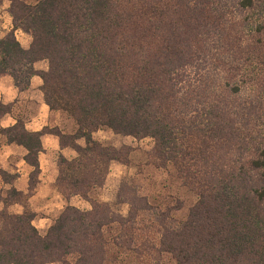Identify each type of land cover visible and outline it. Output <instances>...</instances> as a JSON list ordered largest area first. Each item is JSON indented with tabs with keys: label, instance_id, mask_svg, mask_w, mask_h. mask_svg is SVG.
<instances>
[{
	"label": "trees",
	"instance_id": "obj_1",
	"mask_svg": "<svg viewBox=\"0 0 264 264\" xmlns=\"http://www.w3.org/2000/svg\"><path fill=\"white\" fill-rule=\"evenodd\" d=\"M8 2L0 75L19 91L38 76L43 102L75 127L30 132L18 118L0 134L25 148L29 192L42 134L77 155L57 156L54 186L67 204L44 233L34 212L7 211L24 195L0 168V185L10 184L0 188V264H116L125 254L135 264H264V0ZM17 29L30 36L26 48ZM40 60L45 70L34 67ZM11 107L0 102V117ZM104 129L152 139L148 159L162 171L171 165L196 196L184 219L150 203L142 183L119 184L125 216L89 196L111 161L130 163V146L93 138ZM74 195L90 209L70 205ZM109 229L116 235L106 239Z\"/></svg>",
	"mask_w": 264,
	"mask_h": 264
},
{
	"label": "crops",
	"instance_id": "obj_2",
	"mask_svg": "<svg viewBox=\"0 0 264 264\" xmlns=\"http://www.w3.org/2000/svg\"><path fill=\"white\" fill-rule=\"evenodd\" d=\"M8 3V1L5 3L4 0L0 2V19L2 20L0 37L12 28L11 18L6 11ZM14 35L22 47L28 46L30 42L28 34L17 29L14 31ZM34 67L38 69L37 62L34 63ZM40 85L41 79L34 75L30 78L28 88L19 91L14 86L10 75H0V102L12 104L11 112L0 117V127L12 125L18 118L23 120L25 129L30 132L39 131L44 126H56L53 112L43 102ZM30 108H33L32 111ZM40 141L43 150L37 156L39 173L31 192L28 190V180L32 167L23 159L26 153L25 148L15 142H6L5 136L1 134L0 168L8 174L15 175L11 184L16 191L24 195L22 197L24 202L19 203L14 200L7 206V210L9 211L10 207H16V211L13 212L19 214L27 206L30 211L35 213L32 220L33 226L39 233H44L52 222V218L55 217V212L67 204V201L54 186L58 174L57 156L62 154L65 158L70 159L75 156V153L70 147L60 148L58 138L53 134H42ZM77 142L79 143V140ZM4 186L10 187V184H4ZM70 202L69 200L68 203Z\"/></svg>",
	"mask_w": 264,
	"mask_h": 264
},
{
	"label": "rangeland",
	"instance_id": "obj_3",
	"mask_svg": "<svg viewBox=\"0 0 264 264\" xmlns=\"http://www.w3.org/2000/svg\"><path fill=\"white\" fill-rule=\"evenodd\" d=\"M7 1L8 0H4L5 3H7ZM1 22L2 20L0 19V24ZM37 68L40 70H45L47 68V61H37ZM32 109L33 108H30V111H32ZM51 111L54 114V123L56 124V126L66 132H72L74 130V122L71 118L67 116L66 113L58 110ZM92 136L95 140L101 142L104 145H111L115 147H119L121 145H128L132 148V151L130 153V163L128 165H123L117 161H111L109 163L108 172L104 177L103 185L101 187L93 188L89 193V196L92 199L98 202L110 204L113 210L118 211L119 213L125 216L127 214L128 205L115 204V195L119 184L121 182H134L138 185L142 183L144 186H148V198L150 203L162 204L163 207L168 206L171 208V212L177 218H185L188 207L194 203V201L196 200V196L192 191L182 186L173 177L174 169L171 165H168L167 169H163L162 171V169L160 168H155L154 164L156 162H151L148 159L147 153L153 146L152 139L143 138L137 140L132 136H123L115 134L108 129L97 130L92 134ZM78 144L79 146H83V140L80 139ZM74 153V155L76 156L77 152L75 150ZM0 188L7 190L9 189V186L0 185ZM13 199L15 201H18L19 203L24 202V198L14 197ZM69 200L71 201L69 203L70 205H73L80 210L90 209V204L78 195L71 196ZM0 207H3L1 203ZM17 208L19 207L17 206ZM9 209V211H11L9 213L18 214L13 212L16 211V207H10ZM62 209L55 212L54 216L56 217ZM27 210L29 209L27 208V206H25L22 213ZM0 211H2V208H0ZM55 217L52 218V222ZM52 222L50 223V225L52 224ZM1 230L2 223L0 221V231ZM114 235H116V230L109 229V231L105 232L106 239L111 237L113 238ZM116 247L118 248L117 245ZM115 250L116 248L113 247V251ZM116 261L117 263L114 262L116 264H135L136 262L131 254H125L123 257H118ZM44 264H65V262L55 261Z\"/></svg>",
	"mask_w": 264,
	"mask_h": 264
}]
</instances>
